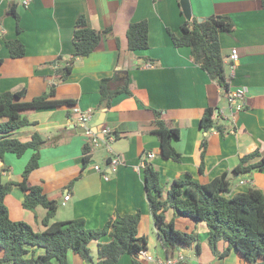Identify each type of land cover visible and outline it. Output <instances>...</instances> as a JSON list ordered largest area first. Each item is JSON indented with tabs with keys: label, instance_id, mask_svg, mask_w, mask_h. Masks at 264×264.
Instances as JSON below:
<instances>
[{
	"label": "crops",
	"instance_id": "0c3cea01",
	"mask_svg": "<svg viewBox=\"0 0 264 264\" xmlns=\"http://www.w3.org/2000/svg\"><path fill=\"white\" fill-rule=\"evenodd\" d=\"M188 1L189 17L181 0H0V93L25 88L24 100L29 101L55 86L57 98L76 102L71 107L32 112L28 118L36 125L20 128L14 134L29 139L38 131L47 140L39 167L31 172L29 180L59 202L56 215L60 219L54 221L82 218L88 229L96 230L115 214L140 210L139 235H147L149 253L162 258H165L162 243L146 196L144 169L138 168L145 153L155 155L150 161L159 171L165 197L174 180L187 178V174L204 184L225 172L231 182V196L251 187L264 193V171L233 172L252 147L264 154L263 0ZM12 7L17 18L9 13ZM82 15L91 28L110 31L102 35L92 54L76 58L73 35ZM213 15H229L235 23L234 30L220 33V45L231 90L246 89L243 110L235 122L226 121L235 129L224 135L217 130L205 132L201 127L205 108L217 110L228 106L223 88L194 61L191 48L176 46L172 37L182 35V25L187 21H204ZM143 20L149 25V47L131 51L128 28L131 23ZM6 39L20 40L25 45V55L11 57ZM233 49L239 57L232 63L229 55ZM67 65L73 70L66 80H61L58 70ZM127 77L131 95L122 93L113 99L110 108H100L102 80L114 78L120 83ZM153 109L161 111L162 117L179 129L180 138L173 145L181 153L180 161L161 156L159 139L152 132ZM88 110L92 131L102 139L101 131L110 128L113 140L109 144L111 151L104 146L92 151L91 161L85 166L83 147L91 144L92 139L79 132L77 120L81 112ZM101 115V124L96 127ZM203 149L205 168L201 172ZM113 153L123 160L116 172L110 171ZM32 154V150L22 157L7 153L0 160L4 181H21ZM94 164L109 175L108 180ZM68 194L70 198L66 199ZM22 200L23 193L16 187L6 196L11 219L24 220L40 229L44 217L41 210L23 208ZM173 214L172 209L167 211L168 221ZM175 226L188 233L199 232V248L196 242L183 246L185 260L179 264H252L235 249L224 258L214 254L203 224L182 217L176 218ZM109 239L110 236H104L100 241ZM226 246L225 242H219V252ZM90 247L96 260L97 242ZM70 260L72 264H92L75 253L70 254ZM118 264L134 263L129 255H124Z\"/></svg>",
	"mask_w": 264,
	"mask_h": 264
},
{
	"label": "trees",
	"instance_id": "16d2710c",
	"mask_svg": "<svg viewBox=\"0 0 264 264\" xmlns=\"http://www.w3.org/2000/svg\"><path fill=\"white\" fill-rule=\"evenodd\" d=\"M264 7V0L262 1ZM18 17L15 8L9 9ZM235 29V23L229 15H213L199 22L197 19L182 25V35H172L178 47H190L194 61L207 72L225 90L230 89L227 81L226 64L220 45V33ZM109 29L99 31L91 28L84 15L79 16L73 35L74 57H86L100 45L103 34ZM127 38L131 51L149 47V25L147 21L131 23ZM6 46L13 58L25 55V45L18 39H6ZM2 61V59H0ZM73 67L59 68L61 80H66ZM1 79V75H0ZM101 100L99 107L110 108L113 99L122 94H130L128 77L120 83L114 78H104L101 82ZM26 89L0 93V160L7 153L22 157L27 151L33 154L22 172V180L4 181L0 172V264H72L70 254L75 253L83 261L92 264H118L124 255H129L134 264H141V250H148L149 237L139 235L142 213L113 215L100 229H88L84 219L52 221L56 215L59 202L51 199L40 185H33L29 176L39 167L41 150L47 144L40 132H34L29 139L14 137L16 131L29 125H36L28 118L34 111L57 109L73 106L71 98H57L56 88L51 86L43 94L32 100H24ZM216 108L207 107L201 119L205 132L217 130L222 135L235 127L217 116ZM153 134L157 135L161 156L180 161L181 153L173 142L180 138V131L171 120L164 119L162 112L153 109ZM227 121V123H226ZM230 122V121H229ZM205 143L203 144V147ZM83 165L91 161L92 144L83 147ZM205 149L202 151L200 171L205 168ZM145 187L149 207L162 243L163 256L179 251L183 246L198 244L197 234L182 231L175 226L176 218L187 217L196 224H203L208 232V243L214 254L224 258L235 249L247 262L264 264V193L251 187L246 192H232L228 173L215 177L208 183H200L187 178L176 179L164 196V187L160 174L154 164L145 159ZM264 171V154L256 147L242 156L233 169L236 174L248 171ZM13 187L23 193L22 206L34 211L46 209V214L39 223L40 229L34 228L24 220H12L5 204L6 196ZM173 210V218L167 220V211ZM110 236L107 241H100ZM97 242V259L94 260L90 244ZM225 242L226 248L219 252L218 243ZM41 250L39 253L38 251Z\"/></svg>",
	"mask_w": 264,
	"mask_h": 264
},
{
	"label": "built area",
	"instance_id": "2783aa9c",
	"mask_svg": "<svg viewBox=\"0 0 264 264\" xmlns=\"http://www.w3.org/2000/svg\"><path fill=\"white\" fill-rule=\"evenodd\" d=\"M238 52L236 49H233L229 55V61L230 62H236L238 60ZM245 94H246V89L244 88H240L238 90H230L228 92H226V99H227V103L228 106L227 107H223V108H219L218 112H217V116L228 120L230 122H235L236 118H237V114H239L243 108H244V98H245ZM92 119L91 116V111H83L80 113V116L78 117L77 120V124L80 127H84L86 128V133L91 137V144H92V151H94V148H98V147H106L109 151H111V148L109 146L110 142L113 140L112 136H110L111 130L110 128H105L101 131L103 138L99 139L97 137V133L93 132L91 127H89V123ZM73 122V121H72ZM73 127L75 125H72ZM94 147V148H93ZM113 158L109 160L110 163V171L111 172H116L118 167L123 165V160L120 157L119 154H115L113 153ZM154 153L152 152H147L145 153V156H143V158L141 159L140 165L138 166V168H145V159L151 160L154 158ZM94 168L98 171V172H102V169L98 166V165H94ZM103 173V172H102ZM103 176L108 180L109 179V175L107 173H103ZM243 183V181H242ZM66 199L70 198V195H66L65 196ZM141 260L142 261H154L157 262V264H177L179 261H181L183 259V255L179 254L178 258L173 259V258H167V259H161L158 257H154L153 255H151L148 251L146 250H141Z\"/></svg>",
	"mask_w": 264,
	"mask_h": 264
},
{
	"label": "rangeland",
	"instance_id": "374dc122",
	"mask_svg": "<svg viewBox=\"0 0 264 264\" xmlns=\"http://www.w3.org/2000/svg\"><path fill=\"white\" fill-rule=\"evenodd\" d=\"M223 88V87H222ZM230 90V89H229ZM229 90H225L224 88L222 89V91H223V93L224 94H226V92H228ZM226 96V95H225ZM227 100V99H226ZM244 105H245V98H244ZM225 107H227V106H225ZM94 148V147H93ZM100 148H102V147H98V148H94L95 150H97V149H99L100 150ZM30 151V150H29ZM235 182V181H234ZM14 188V187H13ZM12 191V190H11ZM60 205V204H59ZM39 209L41 210V215H45L46 214V209H44V208H38V211H39ZM39 214V213H38ZM57 217L60 219V215H55L53 218H52V221H54V220H56L57 219ZM191 220V219H190ZM192 221V220H191ZM193 222V221H192ZM155 229H156V227H155ZM185 229V228H184ZM195 234H197L198 236H197V239L199 238V232L197 233V232H194ZM158 236V235H157ZM206 242H207V240H206ZM207 244V243H206ZM179 254H182L183 255V259L181 260V261H179L177 264H179L180 262H182V261H184L185 260V255L183 254V252L181 251V249H179V251H177V252H175L174 254H170L169 256H168V258H173V259H176V258H178V256H179ZM154 257H156V255L155 254H152ZM159 258H161V259H166V258H162V257H159Z\"/></svg>",
	"mask_w": 264,
	"mask_h": 264
},
{
	"label": "water",
	"instance_id": "95a60500",
	"mask_svg": "<svg viewBox=\"0 0 264 264\" xmlns=\"http://www.w3.org/2000/svg\"><path fill=\"white\" fill-rule=\"evenodd\" d=\"M181 3L183 5V8H184V11H185L186 16L189 17L190 14H191V8H190L189 1L188 0H181ZM199 21H202V19H199ZM217 112H218V109L216 110V114H217ZM102 118L103 117L101 115L100 119L95 124L96 127L99 124H101ZM79 132L86 133V129L85 128H80V131Z\"/></svg>",
	"mask_w": 264,
	"mask_h": 264
},
{
	"label": "clouds",
	"instance_id": "9594fccd",
	"mask_svg": "<svg viewBox=\"0 0 264 264\" xmlns=\"http://www.w3.org/2000/svg\"><path fill=\"white\" fill-rule=\"evenodd\" d=\"M81 128H84V127H81ZM85 129H86V128H85ZM94 165H95V164H94ZM94 165H93V166H94ZM146 251H148V252H149V250H146ZM140 253H141V252H140ZM151 255H152V254H151ZM156 257H158V258H159V256H156ZM140 258H141V255H140ZM167 258H168V257H167ZM167 258H166V259H167ZM141 261H142V260H141ZM142 262H144V261H142ZM146 262H147V261H146ZM152 262H154V261H152ZM155 263H157V262H155Z\"/></svg>",
	"mask_w": 264,
	"mask_h": 264
}]
</instances>
